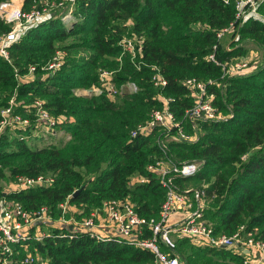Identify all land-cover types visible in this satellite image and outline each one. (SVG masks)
<instances>
[{"label": "trees", "instance_id": "trees-1", "mask_svg": "<svg viewBox=\"0 0 264 264\" xmlns=\"http://www.w3.org/2000/svg\"><path fill=\"white\" fill-rule=\"evenodd\" d=\"M5 1L10 0H0V4ZM45 2L24 0V10L40 8ZM237 6L236 0H77L72 26L55 15L21 34L10 46V62L0 56V113L14 100L18 104L15 111L24 115L42 100L55 117L72 119L64 124L71 140L32 149L22 138L24 131L16 130L18 138L6 131L0 138V183L40 175L54 176L55 183L9 193L0 186V198L19 202L27 212L46 207L53 215L66 203L87 218L107 200H130L141 217L159 219L166 194L148 166L163 155L155 134L131 138V131L161 108L158 90L151 83L152 67L157 66L169 82L165 93L174 98L171 110L180 121L193 107L185 81L213 82L209 90L215 94V105L232 118L201 124L199 141L172 144L170 157L175 163H204L193 181L210 184L207 199L215 209H206L205 217L214 221L217 235H233L245 226L264 241V20L257 17L264 16V0L255 11L246 6L239 19ZM66 8L71 9L69 4ZM231 24L238 29L235 42L223 48L217 34ZM10 30L0 20V34ZM126 36L143 39L142 61L147 67L137 70L128 57L120 65L119 43ZM246 42L262 53V63L252 74L224 76L222 66L209 60L218 45L216 61L236 64L248 53ZM57 51L65 53L61 69L43 71ZM31 67L37 69L33 78L20 82L16 75H28ZM101 71L116 72L117 85L133 82L138 92L120 95L115 101L105 95H77L78 90L97 85ZM139 178L145 181L136 182ZM189 244L188 240L177 242L175 252L184 264H194L192 257L199 254L181 253ZM25 247L46 260L45 264H148L156 259L154 253L130 241L102 240L57 228L42 241L31 238L14 246L12 256L0 251V264H23ZM203 251L204 256L243 262V256L231 250Z\"/></svg>", "mask_w": 264, "mask_h": 264}, {"label": "built area", "instance_id": "built-area-1", "mask_svg": "<svg viewBox=\"0 0 264 264\" xmlns=\"http://www.w3.org/2000/svg\"><path fill=\"white\" fill-rule=\"evenodd\" d=\"M238 1L237 17H241L243 10L249 6L256 10V6L262 0H236ZM77 0H60L59 2L47 1L38 8L34 6L30 11L24 10V0H10L0 4V19L5 25L11 27L7 33L0 34V56L10 62V46L17 42L20 35L26 30L43 21L45 17H52L51 13L55 10H64L66 4L70 5L69 12L60 17L65 24L70 23L72 26L75 22L73 17V7ZM47 15V16H46ZM57 17V16H54ZM235 28L234 24L223 29L217 34L218 42L221 44L226 35H232ZM122 48L118 57V62L122 66L124 58H130L132 64L137 70L142 66H148L143 59V39L132 36L125 37L119 43ZM218 45L214 47V53L209 56V60L222 66L224 76L231 73L241 75L249 68L245 62H237L229 68L216 61V51ZM65 53L57 51L54 58L42 67L46 72H57L64 63ZM36 67H31L29 74L25 76L16 75L17 79L22 82L24 78H33ZM232 70V71H231ZM115 73L113 71H101L99 74V83L89 89H80L77 92L79 96L101 97L107 96L111 101H115L118 96L123 94H135L138 87L135 83L129 82L124 85L115 83ZM151 83L158 90L157 101L161 108L151 112L149 119L139 124L131 131V138H148L155 134L156 143L163 158L157 160L148 166V171L155 174L158 183L165 191L166 199L162 208L159 219H146L141 217L137 212L135 205L130 200H107L100 209L94 210L90 217L84 220L79 226L68 224V220L62 218L60 221L65 223L67 229L75 230L80 233H89L93 238L105 239L99 233L98 220L103 221L106 226H114L116 229L115 237L119 240H126L136 244L142 250H147L155 254V261L148 264H184L180 257L171 256L162 252L160 241L172 252L176 250V242L171 238L173 233L183 238H190L199 241L205 246L214 249H227L238 252L239 254L258 253L259 257L250 259L246 255L243 264H264V241L256 238L252 233L247 232L245 226L231 236L217 235L215 229L205 221V211L207 209L206 189L209 184H200L196 187H185L188 181H193L203 170V162H180L175 163L170 157V148L175 143H195L199 141L201 124L203 123H221L232 118L219 111L215 105V94L211 93L209 86L213 85L212 81L202 82L195 78L185 81V86L190 91L193 99V107L185 112L183 120L176 118L171 110V104L174 98L166 95L168 80L157 66L152 67ZM78 95V94H77ZM16 102L11 101L10 105L2 109L0 121V138L6 132L16 133V130H22L30 138L23 136L27 142L33 141V135L37 133L44 134L47 140L48 135L56 139L59 135H65L67 143L71 140L70 134L67 133L61 118L64 122H70L72 119L67 117H55L45 108L42 100H37L32 110L24 115L15 111ZM189 129V131H188ZM41 132V133H39ZM29 133L30 135H27ZM48 146H57L54 142H49ZM47 147V146H45ZM144 178L136 179V182H144ZM55 183L54 176H20L14 182L13 191H22L37 187H50ZM7 193V192H6ZM66 214L67 204L60 206ZM183 214L178 220H174L176 214ZM42 221H50L49 210L46 207L40 208L34 212H27L25 208L17 201H10L4 197L0 198V251L3 254L12 256L15 254L14 246L25 244L31 238L42 241L46 234L38 233L32 237L31 230ZM147 233L150 237L145 238ZM35 258L27 256L23 264H33ZM4 264H9L5 261Z\"/></svg>", "mask_w": 264, "mask_h": 264}, {"label": "rangeland", "instance_id": "rangeland-1", "mask_svg": "<svg viewBox=\"0 0 264 264\" xmlns=\"http://www.w3.org/2000/svg\"><path fill=\"white\" fill-rule=\"evenodd\" d=\"M253 11H255V10H253ZM68 12H69V10L66 8L64 10H55L54 12L51 13V15L52 16H55V15L60 16V15H65ZM252 14H254V13L252 12ZM257 17L264 20L263 15H258ZM49 18H51V17H45L44 21L49 19ZM66 26L70 27L71 25H70V23H67ZM198 28H200L199 25L196 26L195 29L197 30ZM237 30L238 29L235 26V28L232 32L233 34L232 35H226L223 38V41L221 42V46L223 48H226V47L230 46L232 44V42H235L234 41V36H235L234 34ZM126 37H128V36H126ZM246 43L247 44L245 47L247 48L248 53L243 58L238 59V61L248 63L249 64L248 70L241 73V75H236V74L230 72L229 76H245V75L252 74V73L256 72V70L258 69V67L262 63V61H261L262 53L260 52V50L257 49V46L255 44H253L252 42H246ZM228 67L231 68V65H229ZM30 79H31V77H27V78H24L23 81L24 82L29 81ZM77 94L79 95L80 93L77 92ZM61 121H63L64 124H67V122H64L65 121L64 118H61ZM39 133H41V132H39ZM10 134H11L12 138H18L19 137L18 133L16 134L14 132V133H10ZM27 135H30V134L27 133ZM32 135L34 136L33 141H36L35 144L32 141H28V144L32 149H41L45 146H48L49 142H54L57 146H60L61 144H64V142L66 141V136L65 135L63 136L62 134L59 135V137L57 136L56 139L54 138V136L51 137L50 135H48L49 140H47L46 137L44 136V134H42V133L40 134V136L37 135V133H36V135L35 134H32ZM24 136L27 137L28 140H30V138L28 136H26L25 134H24ZM199 183L200 182H194L193 183V181L190 180L187 182V184H188L187 187L198 188L200 186ZM13 184H14V182L9 181L8 179L1 181V183H0L1 191L10 192L11 190L14 189ZM201 184H209V183L203 182ZM211 207H212V209H215L213 202L212 201L207 202V210L210 209ZM81 214H82V212H79L76 207L68 206V205H67L66 214H64L63 211L59 210V211H57V213L55 215H53L52 211L50 210L49 211L50 221H42V223H41L42 226H40V228H39V233L48 234L49 232H51V230H55L57 228H62V229L66 228V226H68L70 224H75V222H77V224H79V226H77V227H80V225L83 224L84 220L87 219V217L80 216ZM64 215H65V218L68 220V224L66 226H65V223L60 221L62 218H64ZM206 220H207L208 225L212 226V228H214L216 230V224L214 223V221H212V219H210L209 217H206ZM31 235H33V234H30V236ZM224 235L231 236V235H228L227 233ZM173 238L175 239L174 241H177V242L182 240L180 238L178 239L177 236H174ZM24 250H25V252H27L26 247L24 248ZM180 250H181V253H184L186 256H190L191 254H195L197 252L195 246L192 245L191 242L189 245H187L186 247H184L183 249H180ZM21 252H23V251H20V253H18V254H21ZM176 253H177V251H176ZM25 256L27 257V256H34V255L27 252ZM34 258H35L34 264H45L46 263V260H44L42 257H40L38 255L34 256ZM197 264H211V263H208L207 261H201L200 263H197ZM224 264H238V263L227 261ZM242 264H243V262H242Z\"/></svg>", "mask_w": 264, "mask_h": 264}, {"label": "crops", "instance_id": "crops-1", "mask_svg": "<svg viewBox=\"0 0 264 264\" xmlns=\"http://www.w3.org/2000/svg\"><path fill=\"white\" fill-rule=\"evenodd\" d=\"M194 182H196V181H193V183ZM187 185L188 184H186L185 187H187ZM7 193H9V192H7ZM182 216H183V214L178 213V214L175 215V217L173 219L174 220H178V218H181ZM205 221L207 222L206 217H205ZM41 223L42 222L38 223L34 228H32V230H31V234H33L32 237H35V236L38 235L39 228H40V226H42ZM98 223H99L98 224L99 225V230L98 231H99L101 236H103L105 238H107V237H115L116 236V229H115L114 226H111V225L106 226V225L103 224V221H101V220H98ZM174 236H177L178 239L180 238L179 235L173 233L171 235V238L173 240H175L173 238ZM180 239L190 241L192 243V245H194L195 248L197 249V253H199L198 250L202 251V253H199L197 256H193L192 259L194 260L193 262H195L194 264H196V262L200 263L201 261H207L208 263H211V264H224V263L227 262V260H223V259H221L219 257H216L215 255H205V256L203 255L204 254L203 250H205V249H214V248H210L209 246H205L204 244H201L199 241H196V240H193V239H190V238L181 237ZM175 242H176V245H177V241H175ZM159 244H162L164 247H166L165 244L162 241H160ZM233 253H234L233 255H236V256H240V255L243 256L242 260L245 258L246 255H249L250 259H254V258H258L259 257V254L255 253V252H252L250 254L245 253L246 255L245 254H239L238 252H235V251H233ZM175 256L180 257L178 252L176 253ZM228 262H229V260H228Z\"/></svg>", "mask_w": 264, "mask_h": 264}, {"label": "water", "instance_id": "water-1", "mask_svg": "<svg viewBox=\"0 0 264 264\" xmlns=\"http://www.w3.org/2000/svg\"><path fill=\"white\" fill-rule=\"evenodd\" d=\"M80 191H81V190H80ZM80 191L76 192L74 196H76L77 194H79V193H80ZM70 230H71V228H70Z\"/></svg>", "mask_w": 264, "mask_h": 264}]
</instances>
